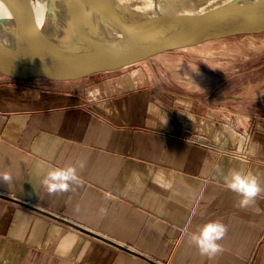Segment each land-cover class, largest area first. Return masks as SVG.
I'll return each instance as SVG.
<instances>
[{
	"label": "crops",
	"instance_id": "1",
	"mask_svg": "<svg viewBox=\"0 0 264 264\" xmlns=\"http://www.w3.org/2000/svg\"><path fill=\"white\" fill-rule=\"evenodd\" d=\"M144 61L73 80L0 72V264H264V192L241 208L224 182L241 170L264 188V118L234 133L132 68ZM70 165L79 183L49 195L47 171ZM211 221L227 233L210 259L190 237Z\"/></svg>",
	"mask_w": 264,
	"mask_h": 264
},
{
	"label": "water",
	"instance_id": "2",
	"mask_svg": "<svg viewBox=\"0 0 264 264\" xmlns=\"http://www.w3.org/2000/svg\"><path fill=\"white\" fill-rule=\"evenodd\" d=\"M0 2L8 10L0 16V72L15 79H79L208 40L264 33V0H226L190 13L141 11L121 0ZM34 3L44 7L41 24Z\"/></svg>",
	"mask_w": 264,
	"mask_h": 264
},
{
	"label": "rangeland",
	"instance_id": "3",
	"mask_svg": "<svg viewBox=\"0 0 264 264\" xmlns=\"http://www.w3.org/2000/svg\"><path fill=\"white\" fill-rule=\"evenodd\" d=\"M130 1L144 5L147 0ZM173 1L160 2L177 9H199L226 0ZM139 66L178 99L214 114L234 133L241 132L246 121L264 118V33L235 35L168 50L132 68ZM239 140L242 141L241 135Z\"/></svg>",
	"mask_w": 264,
	"mask_h": 264
},
{
	"label": "clouds",
	"instance_id": "4",
	"mask_svg": "<svg viewBox=\"0 0 264 264\" xmlns=\"http://www.w3.org/2000/svg\"><path fill=\"white\" fill-rule=\"evenodd\" d=\"M78 166L83 168L85 164L83 161H79ZM10 180L11 175L9 173H0V183H8ZM224 182L229 190L241 197L239 201L241 208L255 204L256 198L261 192H264V188H261L257 176L251 172L245 173L241 170H230L224 177ZM41 183L49 195L68 192L72 190L74 184L79 183L77 166L50 168ZM101 212H106V209L102 208ZM226 233L227 226L224 223L211 221L205 224L197 233H193L190 240L197 246L202 256H207L211 259L222 250L218 242L225 237Z\"/></svg>",
	"mask_w": 264,
	"mask_h": 264
},
{
	"label": "bare ground",
	"instance_id": "5",
	"mask_svg": "<svg viewBox=\"0 0 264 264\" xmlns=\"http://www.w3.org/2000/svg\"><path fill=\"white\" fill-rule=\"evenodd\" d=\"M121 1H125V0H121ZM161 0H147L146 4L141 5L138 4L136 5L135 3H131V1L129 0L127 3L129 5H131V7H133L136 10H141V11H150L152 8L153 12L154 10H162V12H171L172 10L176 9L173 5L171 6H164L161 4L160 2ZM169 2H174L173 0H169ZM175 3V2H174ZM171 3H169L170 5ZM133 5V6H132ZM34 7H35V11L37 14V21L39 24H41L43 22V12H44V7L39 4V3H34ZM150 9V10H149ZM193 8H187V9H183L182 13H190V11H192ZM8 13L7 8L0 2V16L1 15H5ZM155 13H159L158 11H155ZM0 39L4 40L5 39V34L4 33H0Z\"/></svg>",
	"mask_w": 264,
	"mask_h": 264
}]
</instances>
